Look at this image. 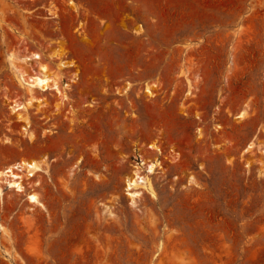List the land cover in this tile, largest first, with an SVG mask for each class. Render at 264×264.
Returning a JSON list of instances; mask_svg holds the SVG:
<instances>
[{
  "label": "rangeland",
  "instance_id": "rangeland-1",
  "mask_svg": "<svg viewBox=\"0 0 264 264\" xmlns=\"http://www.w3.org/2000/svg\"><path fill=\"white\" fill-rule=\"evenodd\" d=\"M148 22L124 54L113 29ZM33 53L74 64L70 101L20 119ZM140 156L163 169L133 198ZM24 160L50 164L24 183L46 207L2 182L12 264H264V0H0V170Z\"/></svg>",
  "mask_w": 264,
  "mask_h": 264
},
{
  "label": "bare ground",
  "instance_id": "bare-ground-1",
  "mask_svg": "<svg viewBox=\"0 0 264 264\" xmlns=\"http://www.w3.org/2000/svg\"><path fill=\"white\" fill-rule=\"evenodd\" d=\"M138 11H143L144 9L137 5ZM177 10V6H172L169 11L172 14H175ZM115 20H118V16L113 15ZM144 20H147L146 17H143ZM183 33L187 32V29H181ZM161 28L157 22H148V30H139L136 31L135 36L130 35L128 33L120 31L118 28L113 29L112 37L114 40H117V44H119L120 49L124 54H128L130 47L129 44H135L136 41H139V45H144L145 42L143 41L142 36L147 33L149 36L148 41L149 43L155 42L161 35ZM137 35V36H136ZM59 57V56H58ZM57 57V58H58ZM32 60L36 61V65L39 67L38 71L32 75L30 80L25 79L24 75L20 76V80L25 82L27 85L26 93L29 95V100L25 105L19 104L17 102H13L11 105L12 112L18 113V117L20 119L23 118V113H27V111L33 107L35 102L45 103L44 97H37V95L44 94L49 91H54L60 97V105L66 104L70 101V97L67 92L71 88V84H64L62 85L61 82V73L62 71L69 69L74 66L73 63L67 61H60L57 63V68L52 70L48 63L44 62V58L39 53H33L29 57H27L28 63ZM53 60V58H52ZM59 60V59H57ZM26 61V63H27ZM76 80L72 81L74 83ZM154 88L153 86H146L145 92L149 96L154 95ZM243 114L239 115V118H243ZM26 127H24V134L28 136L31 140L33 139V134L30 133V122L28 119H25ZM218 130L221 127H217ZM252 145H250L246 152L251 149ZM149 150L154 151L156 155H161L162 149L157 144L149 145ZM138 162L134 163L133 171L131 175L126 178L128 190H134V193H131L130 196L135 198L141 196V189H145L149 191L151 194L155 195L154 185L151 181V176L157 172V170L163 169L162 162L159 159L154 161H150L145 159L143 156H140L137 160ZM50 168V164L46 160H31V161H21L12 165L5 167L4 169L0 170V198L3 197V187L2 182H6L10 188L15 189L17 193L24 194L26 193L27 199L29 202L36 207H40L45 209V204L42 202L39 193L35 190L27 192L26 187L24 186L25 179L31 181V178H34L36 175L40 173H48ZM193 180H191L192 182ZM4 182V183H5ZM31 184V182H30ZM41 183L36 182L35 186H39ZM33 189V188H32ZM13 256L12 253L9 251H5V254L0 252V264H12Z\"/></svg>",
  "mask_w": 264,
  "mask_h": 264
}]
</instances>
